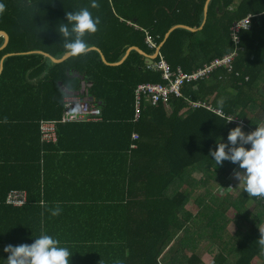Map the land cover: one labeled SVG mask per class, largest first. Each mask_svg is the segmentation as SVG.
Segmentation results:
<instances>
[{
    "label": "trees",
    "instance_id": "trees-1",
    "mask_svg": "<svg viewBox=\"0 0 264 264\" xmlns=\"http://www.w3.org/2000/svg\"><path fill=\"white\" fill-rule=\"evenodd\" d=\"M207 2L98 0L93 9L91 0H0V33L9 38L0 50V62L9 55L0 73V235L31 213L29 224L41 225L48 210H54L52 205L36 206L48 192L71 193L70 199L52 202L72 205L57 207L76 217L79 227L103 224L99 202L125 200L97 198L103 193H140L138 230L132 235L135 252L123 263L210 264L195 253V238L201 237L214 245L209 250L213 264H264V226H257V209L264 210L261 195L229 193L239 183L234 178L239 169L228 161L216 166L209 155L216 142H227L228 132L239 126L229 119L244 123L246 134L264 125V0H212L204 24ZM83 8L100 18L98 30L84 37L89 50L57 64L39 53L64 57L59 24L67 22L66 12ZM250 15L252 28L240 34L233 73L217 69L185 85L182 97L167 103L153 105L142 97L141 119L135 122L137 86L163 82L161 73L148 69L146 57L135 50L118 66L103 63L101 54L108 64L118 63L131 47L152 55L150 38L157 46L163 42L160 51L172 70L190 73L232 53L230 28ZM176 26L196 31L175 29L164 40ZM3 44L0 37V48ZM85 83L89 86L83 95ZM68 96L101 105L102 122L62 124ZM221 99L222 116L191 105L203 102L217 109ZM42 122L60 123L56 145L42 142ZM78 127L87 131L76 134ZM12 190L28 192L23 208L5 204ZM187 206L201 210L197 219L192 221ZM232 210L235 218L229 219ZM230 224L246 232L231 235ZM26 229L36 238L44 234L28 224ZM98 235L74 234L77 241ZM13 240L11 244H20ZM73 252L69 264H80Z\"/></svg>",
    "mask_w": 264,
    "mask_h": 264
},
{
    "label": "clouds",
    "instance_id": "clouds-1",
    "mask_svg": "<svg viewBox=\"0 0 264 264\" xmlns=\"http://www.w3.org/2000/svg\"><path fill=\"white\" fill-rule=\"evenodd\" d=\"M90 7L93 9L98 8L99 7L98 0H91ZM3 9H4V4L0 3V12H2ZM65 17L67 22L60 23L59 31H58L60 38L63 37L64 40V45H63L65 50L64 54L68 57H76L85 54L89 50V44L86 42L84 37L88 34H93L98 30V25L100 24V18L98 16L94 17L92 12L89 11L88 8H83L75 12L72 11L66 12ZM149 40L154 44V47L150 46ZM147 44L149 45L150 48L154 49V53L152 55L147 54L148 57L153 56L157 51V55L153 60V64H154L157 61H159L158 55L160 54L162 56L160 48L163 42L161 46L160 45L157 46L150 38H148ZM131 48H135V47H131ZM101 56L104 57L102 54ZM122 63L123 62L121 59L118 63L108 64V62L106 61L105 64L111 66H118ZM153 64L148 63L146 61V65L148 69H150L149 66ZM88 86L89 84L87 83L83 85V89L81 91L83 95L86 94V90ZM68 97H80L88 101L90 105L100 108L101 120L99 122H94L89 124H98L102 122L101 105L99 104L94 105L88 100V98H83L81 96H68ZM223 104H224L223 99L218 101L216 111L222 112ZM232 120L233 119H230L228 122ZM238 122L241 124H239V126H236L235 128H232L228 132L227 142H220V141L219 143L216 142L215 150H210L209 155L212 157V161L215 163L216 166L222 165L223 162L225 161H228L231 164L237 166L239 170L234 173V178L239 182L238 185L241 184L243 185V190L246 193H250L252 195H264V125L255 126V129L253 131L246 134L241 128L242 122L240 121ZM243 125L244 126L242 127H245L244 123ZM59 214H60L59 207L51 211L52 216H57ZM3 251L7 253L6 260L0 259L4 262V264H69V257L72 254L67 247L61 246L60 241L58 239L46 233L41 234L38 238L33 239V242L31 244H21L18 246L8 245L3 249Z\"/></svg>",
    "mask_w": 264,
    "mask_h": 264
},
{
    "label": "crops",
    "instance_id": "crops-1",
    "mask_svg": "<svg viewBox=\"0 0 264 264\" xmlns=\"http://www.w3.org/2000/svg\"><path fill=\"white\" fill-rule=\"evenodd\" d=\"M91 49V48H90ZM95 49V48H92ZM130 48L127 50L126 54L122 57V62H124L128 56L130 55ZM43 54H47L44 52H39ZM49 55V54H48ZM51 56V55H50ZM65 56V55H64ZM46 57V56H45ZM71 58V57H70ZM62 59V58H61ZM101 60L103 63H106V59L101 56ZM53 62V61H52ZM54 63V62H53ZM83 126V125H80ZM87 131L85 127L75 128L76 134H83ZM98 150V148H96ZM106 164V163H105ZM108 167L115 166L114 164H106ZM63 175V174H62ZM116 174H112L114 176ZM58 176V175H57ZM66 176V175H63ZM59 182L61 183V177L58 176ZM221 190L222 188L215 189L214 191ZM8 197V195H6ZM5 197V204L6 203ZM79 198V196H75ZM144 195L140 193H119V192H111V193H103L101 197L97 198H111V199H119L125 198L123 202H114V201H101L97 205V213H100L99 219H102L103 224L99 225H88L79 227V223L76 217H72V215H68L64 212V210L60 209V214L57 216H52L51 212L47 213L45 220L42 217V224L35 225L29 224L33 218L28 215L22 216L19 219V223H21L17 227H8L3 230V234L0 235V259H7V253L3 251V249L8 246H18L21 244H31L32 240L36 238L35 233H28L26 226L30 227L34 232L37 233H46L51 235L52 237L58 239L60 241L61 246L67 247L69 251L73 249V259H77L80 261V264H130L128 262L123 263V261L128 260L131 256H133L135 241L133 240L134 234H137L138 227L136 225L137 212L139 210V205L136 203L137 198H143ZM55 198H65L70 199L71 193H63L53 194L48 192L46 197H43V200L40 204L36 206H54V209L57 206H65V207H73L72 205L67 204H56V202H52ZM83 198V197H81ZM49 200V202H45L44 200ZM103 199V200H104ZM107 200V199H105ZM134 200V202H133ZM8 205V204H7ZM82 204L75 205L76 207ZM12 206V205H8ZM13 208H23V207H15ZM35 213V212H33ZM39 214V213H36ZM28 216V217H26ZM72 217V218H71ZM77 232H81L82 234H100L98 236H92V239L88 241H77L75 240L74 234ZM26 235L28 239L24 240L23 236ZM83 237V235H82ZM90 236L88 235L87 238ZM14 238L13 241H19L20 244L13 245L10 241ZM29 241V242H28ZM260 261V260H259ZM261 263V261H260ZM0 264H4L2 260H0ZM73 264V262H72Z\"/></svg>",
    "mask_w": 264,
    "mask_h": 264
},
{
    "label": "built area",
    "instance_id": "built-area-1",
    "mask_svg": "<svg viewBox=\"0 0 264 264\" xmlns=\"http://www.w3.org/2000/svg\"><path fill=\"white\" fill-rule=\"evenodd\" d=\"M252 16H248L233 24L230 28V37L235 45V52L230 55H226L222 58L216 59L210 64L205 65L203 68L192 72L190 74L183 73L181 70H172L166 63L163 57L159 54V61L149 66L155 72L161 73L162 83H142L139 84L135 90L137 96L135 122H139L142 115V97H146L153 105L160 103H167L172 97H182V88L186 84L197 82L199 79H203L209 76L213 71L217 69H224L228 73L234 72V63L237 57V51H239L240 34L244 30H250L252 28ZM151 47L154 44L149 40ZM238 75V73H236ZM192 107H205L206 109L222 116L221 112L216 111L212 105L206 103H193ZM101 120V110L98 107L92 106L88 101L80 97H66L65 109L63 114L62 124H76V123H94ZM230 120V119H229ZM229 123L241 124L237 120H232ZM60 123L58 122H42L40 126V133L42 142L47 145H56L58 143L57 128ZM242 126L243 123H242ZM139 137L135 135L133 141L136 142ZM133 149H136L133 147ZM264 205V195L259 196ZM29 194L22 190H12L6 197V203L15 207H23L28 203Z\"/></svg>",
    "mask_w": 264,
    "mask_h": 264
},
{
    "label": "rangeland",
    "instance_id": "rangeland-1",
    "mask_svg": "<svg viewBox=\"0 0 264 264\" xmlns=\"http://www.w3.org/2000/svg\"><path fill=\"white\" fill-rule=\"evenodd\" d=\"M243 191V185H238V183H233L231 188L229 189V193L231 192V194L234 196H238L239 194H241ZM187 212L191 214L192 217V221L198 218V214L201 212V210H197L196 207H192L189 209V207L187 206ZM258 215L257 217L261 220V223H258V227L259 229H261L264 226V210L259 207L258 209ZM235 215H234V210H232V212L229 213V219H234ZM241 221V220H240ZM198 225V223H197ZM242 225V224H241ZM198 229H201V225L197 226ZM238 231H242V232H246V229L243 227H240L239 225H235V224H230L229 225V230L228 232L231 235H235L236 233H238ZM228 233V234H229ZM195 242L197 243V251L195 252L196 255H198L199 258L203 259L204 262L213 264L214 263V255H212L211 253H209V250H212L214 248V245L210 242H208L207 240H205L204 238L201 237H196L195 238ZM254 264H261L259 260L255 261Z\"/></svg>",
    "mask_w": 264,
    "mask_h": 264
},
{
    "label": "water",
    "instance_id": "water-1",
    "mask_svg": "<svg viewBox=\"0 0 264 264\" xmlns=\"http://www.w3.org/2000/svg\"><path fill=\"white\" fill-rule=\"evenodd\" d=\"M212 2V0H208V2H207V4H206V6H205V20H204V24H205V22H206V19H207V15H208V8H209V5H210V3ZM204 24H203V26H204ZM175 29H189V28H186V27H183V26H176V27H174V28H172L170 31H168L167 33H166V35H165V37H164V40L168 37V35H169V33L172 31V30H175ZM199 29H201V28H199ZM190 31H196V29H189ZM0 37H2L3 39H4V44H3V47H1L0 49H4L6 46H7V44H8V40H9V38H8V36L6 35V34H4V33H0ZM162 44V43H161ZM161 44H160V46H161ZM131 50H137V51H139L141 54H143L144 56H146V61L148 62V63H151V64H153V60H154V58L156 57V55H157V51L155 52V54L153 55V56H150V57H148V55L145 53V52H143L142 50H140L139 48H131L130 49V51ZM45 56L46 57H50L51 58V60L54 62V63H61V62H63V61H65V60H67V59H69L70 57H68V56H64L62 59H56V58H54V57H52V56H50V55H48V54H45ZM7 56H4L3 57V59L1 60V62H0V73H1V71H2V62H3V60L6 58Z\"/></svg>",
    "mask_w": 264,
    "mask_h": 264
}]
</instances>
